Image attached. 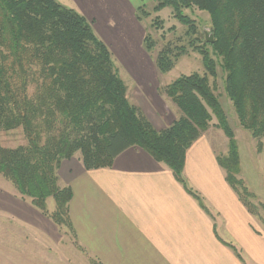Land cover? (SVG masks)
I'll list each match as a JSON object with an SVG mask.
<instances>
[{
    "label": "trees",
    "instance_id": "1",
    "mask_svg": "<svg viewBox=\"0 0 264 264\" xmlns=\"http://www.w3.org/2000/svg\"><path fill=\"white\" fill-rule=\"evenodd\" d=\"M154 11L165 7L181 25V34L167 38L154 57L159 73L173 68L190 52L200 56L201 72L180 74L159 86L178 116L156 129L132 102L113 54L78 10L57 0H0V134L20 129L23 142L0 141V176L58 229L74 235L69 216L72 196L61 185L62 160L78 155L87 170L107 168L124 149L137 146L165 164L174 178L209 213L183 176L185 152L210 126L227 137V150L216 155L225 180L247 210L257 215L263 204L238 174L240 149L217 83L231 102L239 125L261 149L264 138V0H152ZM208 14L207 32L186 11ZM143 4L136 18L148 16ZM155 17L144 30L141 45L148 53L157 45L149 29L161 30ZM175 26L169 33L175 34ZM51 197L53 209L47 208ZM67 229V230H66ZM242 257L235 245L226 243ZM94 264H100L94 261Z\"/></svg>",
    "mask_w": 264,
    "mask_h": 264
},
{
    "label": "crops",
    "instance_id": "2",
    "mask_svg": "<svg viewBox=\"0 0 264 264\" xmlns=\"http://www.w3.org/2000/svg\"><path fill=\"white\" fill-rule=\"evenodd\" d=\"M60 3L91 21L113 55L122 56L126 62L143 60L139 46L144 33L136 18V7L141 2ZM139 79L142 93L135 95V103L156 129H162L175 117L167 120L160 112H150L143 102L144 95L157 104L161 96L148 88L151 79L147 74ZM209 129L188 147L183 166L187 185L199 195L209 213L165 164L137 146L121 151L107 168L87 170L77 154L62 160L57 173L59 183L70 186L72 192L69 216L74 252L88 258L89 264L95 260L100 264H264V229L258 225V214L247 210L225 180L216 155L226 152L227 138L222 136V143V137ZM252 143L264 176V138L260 150L256 140ZM239 149L238 176L253 180L254 170L247 163L244 146L241 144ZM256 192V201L264 200V187ZM0 217L15 226L0 228V264H65L68 258L58 248L62 244L58 227L2 177ZM226 243L235 245L242 261Z\"/></svg>",
    "mask_w": 264,
    "mask_h": 264
},
{
    "label": "rangeland",
    "instance_id": "3",
    "mask_svg": "<svg viewBox=\"0 0 264 264\" xmlns=\"http://www.w3.org/2000/svg\"><path fill=\"white\" fill-rule=\"evenodd\" d=\"M59 1L62 2L64 0H59ZM138 1L141 2V4H143L145 12H148V14H149L146 17L143 16L142 20L140 21L141 26L143 28V33H144V30L148 26H150V23L152 21H154L155 17H158L163 21V27L161 30L156 31L153 28L149 29L151 31V33L153 34V36L157 39L158 43H157L155 49L153 51L148 52V53L144 50L142 45H141V47L139 46V49H140L139 51L141 53V56L143 55L142 56L143 60L140 62L134 61L132 63V62L122 61L121 60V59H123L122 56L113 55L114 63L118 69L120 77L123 79V81L127 85V94L129 95V98L131 99L132 102H135V95H140L142 93L139 78H142L144 76V74H147V77H149L148 80L151 79L150 83L148 84V88L161 96V99L159 97L161 102H159V104H157L155 102L153 103L147 98L146 95H144L145 98L143 97V100H144L143 102L149 106L151 113H154V115H156L160 112L164 118H166L167 120H170L173 117L178 116L177 108L172 104V102L164 94H160L157 91V88L159 86H162V85L169 83L170 81L175 79L180 74H187V73H191L194 71L201 72L203 69L202 62H201L200 56L198 54H196L195 52H190L188 55L180 57L171 70H169L166 73H159L155 67L154 57H155L156 51L162 45V42L160 39V33L164 32L167 35V38L173 37L174 35L181 34L182 27L171 16V10L169 7H165L163 9H161L160 11H154L152 8H153L155 3L152 0H138ZM141 4H139V5H141ZM186 11L196 20L199 28L201 27L203 30L208 29L209 18H208V14L205 11H201V10H198L196 8H193L191 10H186ZM171 26H175V28H176L175 34H172V35L169 33V27H171ZM141 42H142V40H141ZM139 51L136 53L137 55H139L138 54ZM137 55H133V56L137 57ZM133 59H135V58H133ZM220 81H221V79L219 78V81L217 83V92H216L218 94V99L224 105V108L226 110L230 125L234 130L235 139L237 140L239 147L241 146V144H242V146H244V149H245L244 152L246 153L247 163L249 165H251L252 170H254L253 171L254 174L252 173V179L253 180H250L249 178H246V177L244 178V175H243V178L246 179L245 183L247 184V187H249V190L255 192V194L257 195L258 192H256V190H259L260 187H264V176L262 174H260V171H259L260 169L258 168V165H257L256 152L254 150V145L252 143L253 140H255V139L250 135V133L246 129L242 128L239 125L236 114H235L234 109H233V106H232L231 102L229 101L228 97L226 96L225 91H224ZM154 90H156L157 92ZM209 128H210L209 129L210 133L211 132H217L219 137L225 136L221 129L219 130V128H218L219 131H217L216 128H214L212 126H210ZM222 139H223L222 143H224L225 142L224 138L222 137ZM0 141H1L2 145H4V146H15V145L23 142V137H22L20 129H15L12 131L1 133L0 134ZM244 152H243V150H241V153H244ZM252 170H250V172H252ZM0 177H2V176H0ZM6 181H8V180H6ZM8 182L10 183V181H8ZM256 202L259 203V201H256ZM46 204H47L48 208L54 207L53 199L51 197L47 198ZM259 204L264 205V200L262 199ZM258 217H259L258 219L260 221V223L258 225H259V227L264 229V210H262V208L259 210ZM9 226L11 227V229L15 228V226L13 224H11V222H7V221H5V219L0 217V228L5 229V228H8ZM60 232L62 234V236H61L62 238H61L60 243H62V244L58 248H60V252L68 258V259L65 258L64 263L65 264H89L88 258H85L84 255L82 257L80 254L77 253V251L74 252V249L71 246L72 245L71 243H73L72 242L73 238L71 237V234L69 233V231H65V233L62 231H60ZM60 261H62V260H60Z\"/></svg>",
    "mask_w": 264,
    "mask_h": 264
},
{
    "label": "water",
    "instance_id": "4",
    "mask_svg": "<svg viewBox=\"0 0 264 264\" xmlns=\"http://www.w3.org/2000/svg\"><path fill=\"white\" fill-rule=\"evenodd\" d=\"M204 36H205V40H207L208 42H212L213 41L212 34L208 33L207 30L204 31Z\"/></svg>",
    "mask_w": 264,
    "mask_h": 264
}]
</instances>
